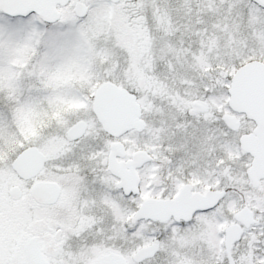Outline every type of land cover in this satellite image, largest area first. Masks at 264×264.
Instances as JSON below:
<instances>
[{"label":"snow or ice","instance_id":"snow-or-ice-1","mask_svg":"<svg viewBox=\"0 0 264 264\" xmlns=\"http://www.w3.org/2000/svg\"><path fill=\"white\" fill-rule=\"evenodd\" d=\"M0 264H264V0H0Z\"/></svg>","mask_w":264,"mask_h":264}]
</instances>
